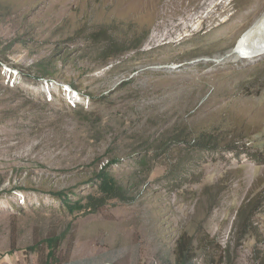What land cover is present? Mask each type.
<instances>
[{"label": "rangeland", "instance_id": "374dc122", "mask_svg": "<svg viewBox=\"0 0 264 264\" xmlns=\"http://www.w3.org/2000/svg\"><path fill=\"white\" fill-rule=\"evenodd\" d=\"M262 16L264 0H0V264H41L55 233L68 264H167L183 234L216 264H264V54L231 53ZM105 166L132 201L71 213Z\"/></svg>", "mask_w": 264, "mask_h": 264}, {"label": "trees", "instance_id": "16d2710c", "mask_svg": "<svg viewBox=\"0 0 264 264\" xmlns=\"http://www.w3.org/2000/svg\"><path fill=\"white\" fill-rule=\"evenodd\" d=\"M53 70L41 69V77H53ZM113 163H116L113 161ZM94 180L98 183V196L89 195L85 200H79L75 204L67 197L63 198L64 206L71 212H84L87 214H93L99 212L107 205L109 200L118 199L121 201H132L131 190L137 189V185L131 184L129 189L122 186L117 178L110 172L109 167L105 166L101 168L99 172L94 175ZM86 201L85 203H83ZM242 218V214L239 215ZM243 238L249 234L247 230H242ZM65 239V234L55 233L49 237L43 239L41 242L32 247V250L41 252L42 263L41 264H68L62 262V257L59 255L62 243ZM217 245L211 241H203L201 248H196L193 240L188 237V234H183L177 241V246L173 251L174 260H168L167 264H195V260L198 258V252L203 250L205 254H210L207 257V264H216L217 256L212 252L217 250ZM48 252L47 255L45 254ZM221 251V248L218 249Z\"/></svg>", "mask_w": 264, "mask_h": 264}, {"label": "bare ground", "instance_id": "6f19581e", "mask_svg": "<svg viewBox=\"0 0 264 264\" xmlns=\"http://www.w3.org/2000/svg\"><path fill=\"white\" fill-rule=\"evenodd\" d=\"M231 53L233 56L244 57V58L245 57L253 58L264 54V16H262L257 22H255L248 29V31L239 41L237 47ZM48 79H42L41 81L43 83L42 86H45L47 92L50 94V90H52L54 84L52 80H48ZM21 81L23 80L21 79ZM62 90L63 93H65L68 106L72 107L73 109H78L81 107L82 108L90 107V103H91L90 97L84 96L83 94L80 93L81 91L76 90L75 88H73V86L64 84Z\"/></svg>", "mask_w": 264, "mask_h": 264}]
</instances>
